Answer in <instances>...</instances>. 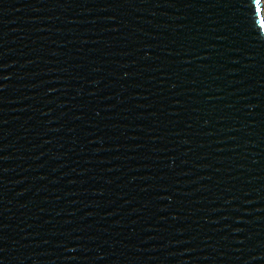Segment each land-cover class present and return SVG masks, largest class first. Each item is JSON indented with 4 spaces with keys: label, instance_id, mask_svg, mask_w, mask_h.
<instances>
[{
    "label": "water",
    "instance_id": "95a60500",
    "mask_svg": "<svg viewBox=\"0 0 264 264\" xmlns=\"http://www.w3.org/2000/svg\"><path fill=\"white\" fill-rule=\"evenodd\" d=\"M262 0H0V264H264Z\"/></svg>",
    "mask_w": 264,
    "mask_h": 264
},
{
    "label": "rangeland",
    "instance_id": "374dc122",
    "mask_svg": "<svg viewBox=\"0 0 264 264\" xmlns=\"http://www.w3.org/2000/svg\"><path fill=\"white\" fill-rule=\"evenodd\" d=\"M262 5H263V15H264V0H262Z\"/></svg>",
    "mask_w": 264,
    "mask_h": 264
}]
</instances>
